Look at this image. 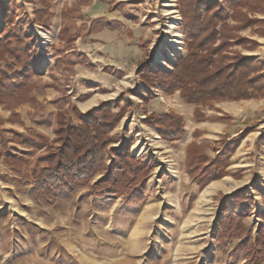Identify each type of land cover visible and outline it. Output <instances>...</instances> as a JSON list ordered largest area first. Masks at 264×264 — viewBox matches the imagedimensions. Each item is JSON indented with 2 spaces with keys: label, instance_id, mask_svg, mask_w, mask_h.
Here are the masks:
<instances>
[{
  "label": "rangeland",
  "instance_id": "obj_1",
  "mask_svg": "<svg viewBox=\"0 0 264 264\" xmlns=\"http://www.w3.org/2000/svg\"><path fill=\"white\" fill-rule=\"evenodd\" d=\"M183 19L180 0H0V264H264V98L197 106L181 90L146 92L141 82V62L151 73L173 71L188 55ZM97 34L117 36L111 54ZM239 34L248 42L236 49L264 64V26ZM97 108L113 119L102 167L46 202L36 168L57 164L62 137L77 139ZM191 108L193 123L218 117L243 132L229 139L196 130L182 140ZM165 114L182 118L181 140L159 134L154 117ZM25 123L51 127L50 135ZM124 145L126 163L116 154ZM190 146L200 181L229 165L204 209L211 185L188 174ZM113 160L136 174H111ZM105 184L118 188L112 204Z\"/></svg>",
  "mask_w": 264,
  "mask_h": 264
},
{
  "label": "trees",
  "instance_id": "obj_2",
  "mask_svg": "<svg viewBox=\"0 0 264 264\" xmlns=\"http://www.w3.org/2000/svg\"><path fill=\"white\" fill-rule=\"evenodd\" d=\"M180 1L185 33L189 38L188 55L185 58L179 56L173 71L158 70L151 73L147 69V61L141 62L139 66L141 82L145 85L146 92L154 88H160L168 94L181 90L182 99L197 106L222 100L263 99L264 64L255 57L243 55L236 46L248 42V39L239 34L242 29L256 25L264 26V18L254 16L264 15V0ZM232 21L239 25H234ZM39 22L41 23V20ZM201 114L200 109L196 107L197 120H204ZM105 116L102 108L89 112L81 128L76 130L77 139L62 137L61 141L65 149H61L57 155L59 156L57 164H44L40 169L36 168V179L33 184L41 191L49 189V194L43 193L46 202L52 204L58 197H68L78 185L82 184L81 179L87 178L91 168L96 172L102 167L108 136L105 127L107 128L113 121L112 119L108 123ZM154 119L159 134L166 140L178 141L184 137L181 117L165 114ZM102 136H104L103 141ZM191 146L188 149L190 154L186 160V168L200 188L226 176L224 170L228 168V164L223 165L224 169L212 173L209 178L207 177L208 179L200 181V176L194 175V170L199 164L195 163L196 158L191 153ZM129 150L130 146L124 145L116 153L124 163H126L124 158H131ZM49 156H51L49 159L56 158L52 153ZM124 163L113 160L111 174L128 170L136 174V168L133 169L131 164L124 165ZM66 174L79 178L77 184L63 185L62 177ZM102 190L109 204H112L113 198L119 194L117 186L113 185L105 184ZM245 199V196L237 197L236 202L241 204Z\"/></svg>",
  "mask_w": 264,
  "mask_h": 264
},
{
  "label": "crops",
  "instance_id": "obj_3",
  "mask_svg": "<svg viewBox=\"0 0 264 264\" xmlns=\"http://www.w3.org/2000/svg\"><path fill=\"white\" fill-rule=\"evenodd\" d=\"M95 36H96L95 39L99 40V42H101V43L102 42L107 43V46L109 47L110 54H111L112 53L111 52L112 51V48L115 46L116 41H118L117 36L116 35H113V34H109V35L106 34L104 36H102L101 34H97ZM103 46H106V45H103ZM109 58L112 59V56H110ZM111 59H109V60L111 61ZM96 103H97L96 99H93L92 98V100H90L89 102H87V104L85 105V109L86 108H89L90 106H92V105H94ZM218 107L220 109L221 108L225 109L221 105H218ZM188 113L191 116L189 118L191 119V122H192V119L194 118L193 117V109L192 108L191 109H188ZM10 125H11V127L24 130V127L22 125H20V124H10ZM25 126L27 128L35 127L38 130H41L42 132H44L45 134L50 135L51 127L41 126L40 123H25ZM233 127H234V123H225V122H222L218 117H217L216 120H213V121H211V120L210 121H205L203 123H196L195 120H194V123L193 122L192 123H188V127L186 128L187 134H186V136L182 140H184V139H186V140H188V139L193 140L194 139V133H195L196 130H199L200 133H201V135H205L206 132H210V133H214L216 135H231V137L229 139H233V138L237 137L238 135L242 134V132H243V129H241L240 127L237 130L236 129L232 130ZM241 127H243V126H241ZM201 130H203V131H201ZM225 178H228V177H225ZM225 178H223V179H225ZM213 183H218V181L215 180V181L211 182L207 186H210Z\"/></svg>",
  "mask_w": 264,
  "mask_h": 264
},
{
  "label": "bare ground",
  "instance_id": "obj_4",
  "mask_svg": "<svg viewBox=\"0 0 264 264\" xmlns=\"http://www.w3.org/2000/svg\"><path fill=\"white\" fill-rule=\"evenodd\" d=\"M171 7V6H170ZM168 12V11H167ZM171 13V12H170ZM175 18V17H174ZM176 28V27H175ZM173 43V42H172ZM218 188H221V186L219 184H215V185H211L210 188H208V190H206V193L205 195L203 194V197H202V201H201V205L200 207L202 209H204V205L207 203L206 202V197L208 196V194L210 195V193H212L213 191L217 190ZM207 195V196H206ZM203 211V210H202Z\"/></svg>",
  "mask_w": 264,
  "mask_h": 264
}]
</instances>
